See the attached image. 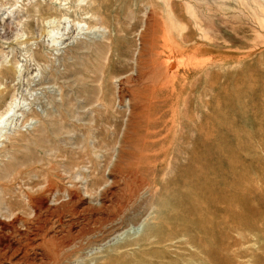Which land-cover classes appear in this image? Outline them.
I'll use <instances>...</instances> for the list:
<instances>
[{
    "label": "rangeland",
    "instance_id": "rangeland-1",
    "mask_svg": "<svg viewBox=\"0 0 264 264\" xmlns=\"http://www.w3.org/2000/svg\"><path fill=\"white\" fill-rule=\"evenodd\" d=\"M7 110L0 264H209L167 220L187 175L212 249L264 254L229 226L264 217V0H0Z\"/></svg>",
    "mask_w": 264,
    "mask_h": 264
},
{
    "label": "bare ground",
    "instance_id": "bare-ground-1",
    "mask_svg": "<svg viewBox=\"0 0 264 264\" xmlns=\"http://www.w3.org/2000/svg\"><path fill=\"white\" fill-rule=\"evenodd\" d=\"M141 77V76H140ZM157 84V83H156ZM151 91V90H150ZM154 89H152V92H151V96L154 94ZM155 103V102H154ZM149 105V104H148ZM144 106V105H143ZM152 102H150V105H149V109H152ZM158 106V105H157ZM156 105L155 107L158 108ZM154 111V110H153ZM12 110H7V112L1 116L0 118V133L2 132V130L5 128L3 126H1L2 123H4V121H9L11 119L10 117V114H11ZM149 116V115H148ZM141 117V116H140ZM149 121V120H148ZM149 129V128H148ZM135 136V135H134ZM145 138V137H144ZM153 139V138H152ZM150 143V142H149ZM209 147V146H208ZM200 148V147H199ZM202 149V148H201ZM144 150V149H143ZM133 151V150H132ZM136 151V150H135ZM137 153V152H136ZM132 156V155H131ZM133 160L134 162L131 163L129 165V167H131L130 169H134L135 172H133L132 170H129V171H132L133 173H143L144 175L145 174V171L143 172L142 170L145 168V167H148V166H145L147 164H151L152 162V159L151 157L145 155L143 152H140L139 154H134L133 155ZM213 157V155H212ZM205 159V158H204ZM213 160V159H212ZM193 161H195V157H193ZM208 161V160H207ZM204 165V168H206L205 164ZM144 166V167H143ZM128 167V166H127ZM201 167V166H200ZM126 169V168H125ZM128 171V170H127ZM126 172V174L130 173V172ZM122 172V171H121ZM131 172V173H132ZM147 172V171H146ZM130 173V175H132ZM229 173V172H228ZM229 175V174H228ZM230 177V175H229ZM128 178V177H126ZM117 180V179H116ZM177 180V181H176ZM175 182H177V184L181 185V186H184L182 183L184 184H187L189 185L188 187V193H187V196L185 198H181V200L177 202V204L175 205V212H173L172 210H170L171 212H173L172 215H168V221H170L171 223L175 224V225H180L179 227H181V225H183L182 221H186V222H192L194 223L195 225V222L196 221L197 223L200 224L199 228L195 225V227L193 228H190L186 230H188V235L190 237V240H191V244L193 246H196L198 248H201L203 250H205V253H206V258H207V261L209 264H214V261L215 259H218V262H215V264H224L222 262H226L225 264H264V254L263 253H257L255 251H250L251 252H245V249H244V241L245 239H247V237L242 234V233H238V237H235V236H228V239H229V243L227 241V243H222L224 245H222L223 247V250L222 249H215L213 250L212 249V244H214V241L213 239L211 238V233L210 231H206L202 228L203 226L206 227L207 224V220H204V213L203 212H200L199 215H203L202 217L198 218V220H195L196 219V216L194 215V213L196 212L197 210V206L198 204L195 202V200L193 199V197L195 195H208L209 192L211 191L209 188H202L198 185H201L202 184V179L201 177L199 176H193V177H189V175L186 176V179H183L181 181H178L180 179H176ZM195 180V181H194ZM196 182V183H195ZM263 183H264V175L261 177H259V185H258V189L260 188V190L258 191L259 193L261 194H264V186H263ZM164 184V183H163ZM176 184V183H175ZM246 184V183H244ZM51 185V184H50ZM175 186V185H174ZM166 187V186H165ZM172 187V186H170ZM133 188V187H132ZM167 188V187H166ZM180 189V188H179ZM220 189V188H219ZM173 190V189H172ZM182 190V189H180ZM215 190V189H214ZM179 194V193H178ZM186 195V194H185ZM172 197V195H170ZM180 196V194L178 195ZM174 198V197H172ZM204 198V197H202ZM170 199V197H169ZM178 199V198H177ZM180 199V198H179ZM78 200V199H77ZM228 200V199H227ZM248 200V199H247ZM30 201V200H29ZM225 201V200H224ZM229 201V200H228ZM31 204V203H30ZM243 204V203H242ZM222 205L223 202H222ZM38 206V205H37ZM47 206V205H46ZM221 206V205H220ZM248 206V205H247ZM252 206V205H250ZM172 207V206H171ZM208 207V206H207ZM211 207V205H210ZM253 207V206H252ZM220 208V207H219ZM247 208V207H246ZM193 209H194V212H193ZM213 209V208H211ZM215 209V208H214ZM223 209V208H222ZM260 209V207H259ZM250 210V209H249ZM220 212V211H219ZM250 212V211H249ZM213 213V212H212ZM223 213V211H222ZM52 214V213H51ZM166 214V213H165ZM221 214V213H220ZM244 214V212H243ZM247 213H245L246 215ZM264 214V213H263ZM262 214V215H263ZM217 215V214H216ZM251 215V214H250ZM235 216L237 217H234V219L232 221H230V224L229 226L231 227L230 230H235V228L237 226H243L244 228H247V230H250V232H254V236L256 237V246H257V249L258 251H262L264 249V217L263 216H260L261 219H259V221H256L254 220L252 217L250 216H243L242 213H236ZM253 216V215H252ZM215 217V216H214ZM218 217V216H217ZM233 217V216H232ZM162 219H163V216H162ZM161 219V221H162ZM208 219V218H207ZM160 221V220H159ZM25 222V221H24ZM29 223V222H28ZM168 223V222H167ZM191 223V224H192ZM210 223H211V220H210ZM190 224V225H191ZM212 224V223H211ZM223 224V223H222ZM15 225V224H14ZM171 225V224H170ZM10 226V225H9ZM12 226V225H11ZM10 226V227H11ZM172 227H175L173 225H171ZM171 226L169 227V229H171ZM192 226V225H191ZM190 226V227H191ZM226 226V225H225ZM177 227V226H176ZM188 227H189V224H188ZM185 229V227H183ZM201 228L203 230H201ZM211 228V226H210ZM229 228V227H228ZM234 228V229H232ZM15 232L18 234L16 228H14ZM173 229V228H172ZM177 229V228H176ZM174 229V230H176ZM208 230V229H207ZM227 230V228H226ZM246 230V229H245ZM132 231V230H131ZM166 231V230H165ZM171 231L170 230V235L171 234ZM178 231V229H177ZM20 232V231H19ZM133 232V231H132ZM174 232V231H172ZM176 232V231H175ZM174 232V233H175ZM181 232V231H180ZM124 233V232H123ZM179 233V232H178ZM220 233V232H219ZM222 233V232H221ZM126 233L123 234V237L126 236L125 235ZM134 234V233H133ZM168 234V233H167ZM230 234V233H229ZM175 235V234H174ZM178 236V234H176ZM213 235H215V233L213 232ZM228 235V234H227ZM233 235V234H232ZM119 236V235H118ZM216 236V235H215ZM120 237V236H119ZM119 237L116 238V240H119ZM122 237V236H121ZM130 237V236H129ZM166 237V235H165ZM175 237V236H174ZM214 237V236H213ZM220 237V236H219ZM224 237V236H223ZM168 238V237H167ZM215 238V237H214ZM244 238V239H243ZM171 239V237H170ZM170 239H167V240H170ZM217 239V238H216ZM163 240V239H162ZM161 240V242H163ZM166 240V242H168ZM165 241V240H164ZM57 242V241H56ZM160 242V243H161ZM216 242V240H215ZM7 243V242H6ZM12 243V242H11ZM164 243V242H163ZM162 243V244H163ZM27 244V243H26ZM30 245V244H29ZM246 245V243H245ZM250 245V244H249ZM248 245V246H249ZM5 245H3L4 247ZM11 246V244H10ZM6 248V247H5ZM7 248H10L9 245ZM32 250V249H31ZM230 251L231 252L229 253L228 255V259L227 257L224 255V251ZM18 251V250H17ZM264 252V251H263ZM224 257H226V260H224ZM205 258V257H204ZM214 259V260H213ZM203 260V262H205ZM217 261V260H216ZM32 262V261H31ZM202 262V261H201ZM13 263V262H12ZM47 263V262H46ZM203 264V263H202Z\"/></svg>",
    "mask_w": 264,
    "mask_h": 264
}]
</instances>
